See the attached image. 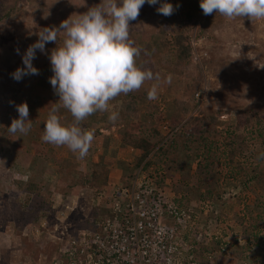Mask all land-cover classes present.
<instances>
[{
	"label": "trees",
	"instance_id": "obj_1",
	"mask_svg": "<svg viewBox=\"0 0 264 264\" xmlns=\"http://www.w3.org/2000/svg\"><path fill=\"white\" fill-rule=\"evenodd\" d=\"M52 1L55 3L56 0ZM33 2L0 0V46L10 41V37L2 34V28L14 25L18 19L27 16L24 5ZM164 2L171 3L176 9L171 16L161 15L157 10L146 11L142 16L144 18L139 17L136 20H158L159 34L163 39L144 45L142 54H154L157 57L159 54H168L172 63L169 67L150 70L154 74L162 71L166 76L170 75L171 83H167L165 91L158 92L156 100H149L147 97L152 84L158 85L155 80L146 81L138 91L118 96L113 100L121 101L120 107L114 109L119 113V119L115 123L109 121L107 115L110 113L97 112L89 116L81 126L94 130L95 138L85 158L78 159L77 154L70 150L68 159L58 158L55 152L58 146L49 143L46 146L39 142L38 133L35 131L37 123H31L32 127L27 135H10L7 128L11 126L14 118H19V114L17 109L12 110L0 104V125L6 121L4 129L0 127V158L17 175H26V180H13V187L6 193L0 191L1 233L11 227L21 236L23 228L28 229L37 223L43 226L45 223V227L41 226L38 230L40 234L57 232L58 243L53 241V244L57 246V254L63 264H72L74 260L85 255V252L93 254L96 251L92 244L88 248L80 245L85 238L82 234L91 232L92 237L95 234H103V228L99 224L114 217L109 211L111 200L101 199L97 207L89 212H84L79 202V205L68 212L66 218L58 219L52 198L54 199L55 195L66 198L83 187L94 190L97 197L101 188L107 186L109 170L106 162L93 164L91 161L95 139L101 136L98 128L91 129V126L107 123L103 126L104 129L121 126L117 130L118 148H131L139 152L132 166L124 164L123 160L118 161L124 171L121 181L126 187L135 172L147 173L153 165L170 164L179 175L189 176L183 184L189 187L190 196L187 197L188 200L184 195L179 199L173 198L175 207L179 210L181 207H187L184 202L188 203L192 199L196 200L197 204L206 202L214 207L217 201L223 199L216 170V167L222 166L225 180L231 179L254 195L251 203H247L240 194L235 197L242 207L236 218L240 231L238 235L233 236L232 244L225 240V235L222 238L214 236L205 244L202 241L198 243L192 236L190 243L194 249L191 254L183 253V257L193 256L191 261L195 264H264V157L261 156L264 153V104L240 108L233 123L218 128L217 121L222 113L212 108H200L194 99V95L201 89L202 71L196 66L194 75L184 74L191 57V31L197 24L198 13H203L200 8L201 0H159V3L153 6L158 9ZM36 4L37 11L45 14L46 21L57 18L54 4ZM149 6L145 4L146 8ZM212 15L201 17L198 37H203L210 28ZM62 41L63 36L60 35L57 43ZM56 47L57 44L54 48ZM49 56L47 53L43 57L39 67L42 75H47V86L50 85L49 78L54 74ZM48 88L53 89L52 86ZM24 102V96L21 94L14 99L15 106ZM48 106L54 107L53 103ZM194 111L197 116L192 115ZM29 115H34L30 108ZM59 115L62 122L70 123L73 119L71 114L62 108ZM133 121H138L137 128L132 124ZM41 125L43 126V123ZM161 125H168L166 135L160 133L158 127ZM105 139L109 138L103 139L107 145ZM114 154H111L112 158ZM190 162H194L195 166L193 171L186 172L185 166ZM54 166H59L58 177L55 182L46 184L43 176L45 173L53 175ZM129 167L133 171L125 172ZM154 175L149 174L148 178L152 179ZM157 185L158 182L155 183V186ZM190 234L189 231L183 232L184 240H189ZM84 240L91 239L86 236ZM21 243L27 244L25 238H21ZM67 248H71L72 256L62 252V249ZM31 251L32 259L36 263L38 249L31 245ZM106 258L105 256L100 264H107ZM0 264H8V258L1 256Z\"/></svg>",
	"mask_w": 264,
	"mask_h": 264
},
{
	"label": "rangeland",
	"instance_id": "obj_2",
	"mask_svg": "<svg viewBox=\"0 0 264 264\" xmlns=\"http://www.w3.org/2000/svg\"><path fill=\"white\" fill-rule=\"evenodd\" d=\"M33 1L35 3L24 5L28 13L27 16L18 19L16 24L2 28L1 30L4 36L10 37V41L0 46V104L14 110L16 109L14 99L20 94L23 95L25 102H27L32 114H34L33 116L29 115L28 119L31 120V123H37L35 131L38 133L39 142L46 145L48 143L44 142L41 137L45 126L44 123L51 110L48 104L53 103L55 106L59 97L56 96L53 89L48 88L51 84L45 85L47 75H42L41 68L39 67L43 57L47 53L51 54V48H54L56 43L46 44V53L37 50L36 58L32 63L39 70L38 75H28L22 80L16 81L12 78L11 74L17 68L24 67L23 54L30 45L38 40L37 34L40 30L46 27H58L62 21L68 19L73 14L74 16L75 14H82L100 2L98 0H56L55 3L52 0ZM45 2L54 4L55 12L58 13L55 20L46 21L45 14L37 11L36 3ZM155 10H157L156 6L150 5L146 8L144 5L141 8L139 17L144 18L142 16L146 11ZM203 15L204 13L201 11L198 13L197 24L193 26L191 31L189 42L191 57L184 74L187 76L194 75L196 66L200 68L202 76L200 79L201 89L199 91L205 90V95L202 103L198 104V107L212 108V110L221 112L222 114L219 116L217 126L218 128H224L227 124L234 122L240 108L264 104V20L252 22L247 17L228 19L214 12L210 28L207 29L203 37H198L199 26L201 24L200 19ZM42 21L44 22L40 24ZM142 21L135 20L130 22L129 39L134 42L135 47L141 50L140 54L136 57L137 65L146 70L169 67L172 63H170V57L166 53L159 54L158 57L157 55L154 56V54H142V47L144 45L163 39L159 34V25L156 18H150L148 22ZM60 35L63 36V33ZM17 49H19V54L17 53ZM158 74L160 79L159 81L155 80V82L158 83V92L161 93L162 90L165 91L166 89L168 76L162 71H159ZM19 86L21 87L19 88ZM120 105L121 101L119 102V100L110 101L109 111L105 112V114L114 111ZM192 115L197 116V112L194 111ZM64 122L66 123V121ZM42 123L43 126L41 125ZM137 123L138 121L132 122L135 128H137ZM106 124L98 126L102 127ZM5 126L6 121L4 120L0 127L4 129L3 127ZM120 127L110 126L108 129H102L99 132L101 136L95 139L94 152L91 154L93 164H99L104 161L107 164L110 161L114 162L113 165H116L112 167L115 171L111 174L109 173L110 177L108 174L109 182L107 187L101 188L97 197L94 195V190L89 187H83L77 193L71 194V196L66 198H63L62 195H55V198H52L53 207H56L58 212L62 210L65 202L69 203L68 206L70 208H68V212H70L71 208L74 209L79 205V202L82 204L84 212H89L97 207L101 199L110 198L119 188H127L128 193H131L132 190H135V182L138 179L146 182V186H149L150 189H154L153 185L158 182L159 185L156 187L168 199H179L183 195L186 199L187 197L189 198V187L185 185V188L183 184V181H186V177L189 178V176L186 174L184 176L179 175L175 171V167L170 164L162 166L153 165L147 173H140V176H137L135 172L134 177L128 180L127 187L122 184L121 175L124 171L122 170L121 173L117 171V167H120L118 161L123 160L124 164L132 166L139 152L133 151L131 148L119 150L117 130ZM92 128H96L95 125L91 126ZM158 129L161 134L166 135L168 125H161ZM105 137L109 138L105 139L107 145L104 144L103 139ZM68 151L69 149L66 146H58L55 149L58 158H67ZM112 153L114 154L113 158L111 156ZM194 166L195 163L190 162L187 167L185 166V171H193ZM58 168L59 166L53 167V175L44 174L43 178L46 184L56 181ZM221 168L223 167H216V170L218 172L217 178H220L219 185L220 191L223 193V199L217 201L214 207L209 206L206 202H199L197 204L196 200L192 199L189 201L190 203L184 202V206L187 207H181L180 209L190 215V220L186 223L183 222L180 229L184 228L185 232L189 231L191 233L189 240H186V247H179L181 254L185 252H190L191 254L193 251L194 246L190 243L192 236L195 237L198 243L202 241L205 244L214 236L222 238L225 235V240L229 244H232L234 240L233 236L239 234L240 228L236 223V218H238L237 212H241L242 206L238 204V200L235 197L237 194H240V196H244L247 203H251L254 195L242 186L235 184L231 179L225 180L223 178L225 171L223 170V172ZM130 170L133 171L129 167L125 172L128 173ZM149 174L155 175L151 179L150 177L148 178ZM17 179L26 180V175H17L0 158V191L3 193L9 191L13 187L12 181ZM65 207L63 216H58L63 218L68 216L69 213ZM41 226L37 223L28 229L23 228L21 236L11 227L6 228L3 233L0 232V257H7L8 264H63L62 260L58 257L57 246L53 244V241L54 243H58L57 232L54 231L52 233L49 231L45 234H40L38 229ZM42 227H45V223ZM21 238H25L26 245L21 243ZM31 245L38 249L36 263L32 259ZM185 248H188V250H185ZM192 258L193 256L188 255V260H186L185 264H195L191 261Z\"/></svg>",
	"mask_w": 264,
	"mask_h": 264
},
{
	"label": "clouds",
	"instance_id": "obj_3",
	"mask_svg": "<svg viewBox=\"0 0 264 264\" xmlns=\"http://www.w3.org/2000/svg\"><path fill=\"white\" fill-rule=\"evenodd\" d=\"M156 5L159 0H101L82 14H74L56 27H46L38 32V40L23 54L24 67L11 74L16 81L28 75H38L33 66L36 52L46 53L45 45L55 42L49 60L54 73L50 84L59 100L51 108L44 123L42 140L55 146H66L78 159L87 156L95 138L94 130L83 128L82 123L97 112H108L110 101L121 94L127 95L141 89L145 81H159V74L137 65L140 49L129 39L130 22L135 21L141 8ZM204 15L214 12L228 19L247 17L252 22L264 20V0H201ZM176 9L171 3L160 4L157 12L171 16ZM63 33V41L58 37ZM19 54V49H17ZM171 83V76L167 78ZM205 90L198 91L194 99L202 103ZM149 100L158 99V85L148 90ZM67 110L70 123L62 122L60 110ZM19 118H14L7 128L10 135H27L31 130L27 102L16 105ZM108 119L115 123L119 113L110 112ZM264 157V153L261 154ZM107 187V186H106Z\"/></svg>",
	"mask_w": 264,
	"mask_h": 264
},
{
	"label": "built area",
	"instance_id": "obj_4",
	"mask_svg": "<svg viewBox=\"0 0 264 264\" xmlns=\"http://www.w3.org/2000/svg\"><path fill=\"white\" fill-rule=\"evenodd\" d=\"M138 181L141 180L135 182L131 193L127 188H119L107 198L111 200L109 211L114 217L99 224L102 235L92 237L91 232H86L83 237L91 240L83 238L80 243L84 248L92 244L96 251L85 252L72 264H100L105 256L107 264H185L188 259L179 247H186L187 242L182 236L185 229L180 227L190 220V215L175 207L172 199L166 198L155 185L150 189L146 182ZM68 205L65 202L57 216H63L64 206L68 212ZM61 216L58 219H64ZM63 253L73 255L71 248L63 249Z\"/></svg>",
	"mask_w": 264,
	"mask_h": 264
},
{
	"label": "crops",
	"instance_id": "obj_5",
	"mask_svg": "<svg viewBox=\"0 0 264 264\" xmlns=\"http://www.w3.org/2000/svg\"><path fill=\"white\" fill-rule=\"evenodd\" d=\"M103 125V124H102ZM95 127H97L98 128V130L99 131H101L102 129H104L103 128V126L102 127H99L98 125L97 126H95ZM114 127H117V126H114ZM121 148H119V150H120ZM113 166H116L115 164L113 165V162H107V169L109 170V173L111 174V173H113L115 170H113L112 169V167ZM118 169H117V171L118 172H122V169L120 168V167H117ZM110 174H109V177H110Z\"/></svg>",
	"mask_w": 264,
	"mask_h": 264
}]
</instances>
